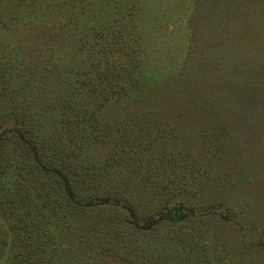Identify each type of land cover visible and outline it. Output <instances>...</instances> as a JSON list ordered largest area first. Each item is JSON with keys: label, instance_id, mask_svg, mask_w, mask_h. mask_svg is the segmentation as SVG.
Returning a JSON list of instances; mask_svg holds the SVG:
<instances>
[{"label": "rangeland", "instance_id": "rangeland-1", "mask_svg": "<svg viewBox=\"0 0 264 264\" xmlns=\"http://www.w3.org/2000/svg\"><path fill=\"white\" fill-rule=\"evenodd\" d=\"M40 25L42 65L26 66ZM109 81L126 89L103 102ZM95 104L112 137L85 142L84 168L112 158L100 184L132 194L137 213L197 217L140 234L119 213L71 225L54 181L31 180L51 195L20 205L0 193V264H264V0H0V130L25 117L42 138L65 106L89 133ZM0 146L17 167L23 144Z\"/></svg>", "mask_w": 264, "mask_h": 264}, {"label": "trees", "instance_id": "trees-1", "mask_svg": "<svg viewBox=\"0 0 264 264\" xmlns=\"http://www.w3.org/2000/svg\"><path fill=\"white\" fill-rule=\"evenodd\" d=\"M63 27L66 28L67 25L64 24ZM45 31L49 33L43 25L37 26L31 31V36H29L27 41H38L39 48L36 51L39 52H34V45L30 50L28 49L26 66L34 65L33 60L40 61L42 55L40 44L45 42V39L41 35L45 34ZM53 37L58 38L59 41H62L64 38L60 33ZM35 66L40 65L35 64ZM139 68V66L135 67L133 73L137 72ZM133 79H135L134 76ZM125 85H127L126 81H120L119 83L116 81L107 82L106 90H100L102 91L103 97L101 100L103 102L109 101L112 98L111 96L124 91L126 89ZM131 85H133V82ZM94 88L95 90L93 92L96 91V87ZM61 107L62 110L58 109L61 113V119L58 123L60 127L50 129L48 134H44L42 138L38 134H33L25 128V117L23 120H16L15 118V123L17 125L20 124V129L12 127L0 130V142L13 137L18 143L23 144L22 160L17 167H12L13 160H0V179L4 175V179L12 183L11 187L7 184L8 182L5 183V181L0 180V193H3L4 199L8 202L21 203L20 205H22L25 203L28 195L33 191L39 199L44 201L51 194L47 193L43 195L45 188L43 184H37L35 187L29 188L25 183L31 180L34 183L38 180L40 182L43 179H51L54 181V185L48 189H52V193H55V195L62 194V201L59 202L58 199H51V201L52 203H60V206L64 204L68 208L67 221L71 225L79 220H90L89 218L92 216V212H97L96 218L103 220L105 218L103 217V213L109 212L111 215L108 217L107 221L109 222L107 226L113 225L110 223L113 221L116 223L119 222L116 216L119 213V216L123 218L121 221L127 227V230H135L140 234L161 223H167L170 226L179 228L184 226V222L190 218L197 217L191 208H187L186 213H183L180 208L167 209V207H163L154 216L137 213V209L134 206L136 199L132 194L126 195L116 192L100 184L103 169L107 165L112 166L113 163L118 162H113L112 158H103L92 167L84 168L83 161H80V156L86 148H89L88 146H84L86 141L87 144L90 143L92 146H102L109 144L111 141L112 127H110L108 122L103 123L99 119L100 112H98V109L103 106L101 104H95L93 106L94 109L90 113L88 111L83 113L81 121L92 124L89 133L84 130L81 132L80 129L76 128V125L74 126V121L69 119L70 115L73 117L78 112H68V110H64L65 106ZM50 108L54 110L58 108L57 103L52 104ZM72 127L75 129H72ZM40 129L39 131H41ZM0 151H2L1 146ZM112 157L114 158L116 156ZM117 157L119 159L124 158L122 155ZM88 170L90 174H87L86 171ZM88 178L92 181L88 182ZM44 205L47 204L44 203ZM43 209L40 212L43 213ZM203 216L201 215L199 218ZM21 261L23 264H29L31 262L28 257Z\"/></svg>", "mask_w": 264, "mask_h": 264}]
</instances>
